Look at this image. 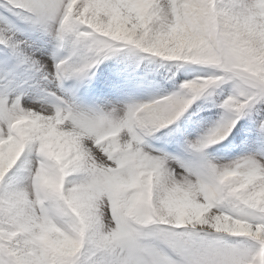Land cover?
Returning <instances> with one entry per match:
<instances>
[{
    "label": "snow or ice",
    "instance_id": "1",
    "mask_svg": "<svg viewBox=\"0 0 264 264\" xmlns=\"http://www.w3.org/2000/svg\"><path fill=\"white\" fill-rule=\"evenodd\" d=\"M0 264H264V0H0Z\"/></svg>",
    "mask_w": 264,
    "mask_h": 264
}]
</instances>
